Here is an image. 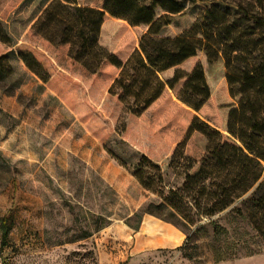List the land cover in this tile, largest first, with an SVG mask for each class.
<instances>
[{
  "label": "rangeland",
  "instance_id": "obj_1",
  "mask_svg": "<svg viewBox=\"0 0 264 264\" xmlns=\"http://www.w3.org/2000/svg\"><path fill=\"white\" fill-rule=\"evenodd\" d=\"M52 1L0 0L11 39L0 42V56L12 51L0 76V224L8 216L10 226L0 264H264L262 241L231 211L249 194L210 217L193 215V202L178 198L185 169L171 164V151L186 131L187 107L166 92L148 111L130 112L107 92L117 71L104 65L90 75L67 56L68 45L32 30ZM214 14L221 20L225 10ZM18 50L40 61L48 82ZM143 154L158 168L139 166ZM140 167L154 176L155 191L136 178ZM144 215L177 227L182 244L131 254L132 230ZM215 225L223 229L219 239ZM243 240L257 253L239 248ZM231 242L237 256L215 262L214 249Z\"/></svg>",
  "mask_w": 264,
  "mask_h": 264
},
{
  "label": "trees",
  "instance_id": "obj_2",
  "mask_svg": "<svg viewBox=\"0 0 264 264\" xmlns=\"http://www.w3.org/2000/svg\"><path fill=\"white\" fill-rule=\"evenodd\" d=\"M218 8L225 10L221 20ZM31 28L53 45H68L67 56L86 73L104 65L117 71L107 92L130 112L148 111L166 92L185 105L186 131L171 151V164L185 169L178 198L193 202V215L210 217L249 194L231 211L264 245V0H53ZM10 40L0 21V42ZM11 53L0 56V76ZM17 54L48 82L30 51ZM141 165L158 168L144 154ZM135 176L156 190L141 167ZM0 229L2 252L8 216ZM213 233L219 239L223 229L215 225ZM231 243L214 249L215 262L235 258L239 248L257 253L246 240L239 248Z\"/></svg>",
  "mask_w": 264,
  "mask_h": 264
},
{
  "label": "crops",
  "instance_id": "obj_3",
  "mask_svg": "<svg viewBox=\"0 0 264 264\" xmlns=\"http://www.w3.org/2000/svg\"><path fill=\"white\" fill-rule=\"evenodd\" d=\"M132 232L131 254L150 249H174L184 240L183 233L177 227L152 215H144L137 229Z\"/></svg>",
  "mask_w": 264,
  "mask_h": 264
}]
</instances>
